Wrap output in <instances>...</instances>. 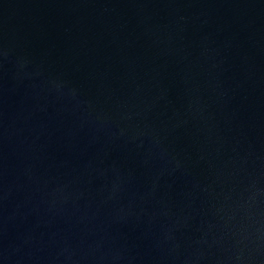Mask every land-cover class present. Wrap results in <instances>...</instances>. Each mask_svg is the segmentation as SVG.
<instances>
[{
	"label": "water",
	"instance_id": "95a60500",
	"mask_svg": "<svg viewBox=\"0 0 264 264\" xmlns=\"http://www.w3.org/2000/svg\"><path fill=\"white\" fill-rule=\"evenodd\" d=\"M0 264H264V0H0Z\"/></svg>",
	"mask_w": 264,
	"mask_h": 264
}]
</instances>
